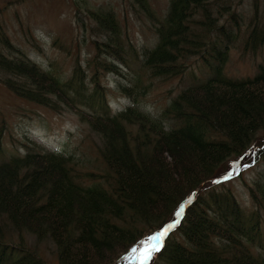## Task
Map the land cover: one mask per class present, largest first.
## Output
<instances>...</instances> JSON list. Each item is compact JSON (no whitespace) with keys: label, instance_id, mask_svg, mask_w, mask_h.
Here are the masks:
<instances>
[{"label":"trees","instance_id":"obj_1","mask_svg":"<svg viewBox=\"0 0 264 264\" xmlns=\"http://www.w3.org/2000/svg\"><path fill=\"white\" fill-rule=\"evenodd\" d=\"M71 2L92 57L84 65L75 57L69 77L61 79L18 52L0 22V83L30 103L74 112L98 138L103 169L34 141L0 162V264H48L22 232L53 242L57 264H116L173 222L187 202L154 251V264H264L251 250L262 235L264 180L249 187L251 213L224 183L212 181L231 171L229 161L264 160V64L246 79L224 75L240 27L229 0H169L162 19L147 0H131L156 36L152 49L140 50L151 77L182 76L192 57L207 69L204 80L194 79L157 118L134 106L107 113L101 79L124 63L121 27L112 10ZM248 28L244 49L255 52L264 46V23L256 19Z\"/></svg>","mask_w":264,"mask_h":264},{"label":"rangeland","instance_id":"obj_2","mask_svg":"<svg viewBox=\"0 0 264 264\" xmlns=\"http://www.w3.org/2000/svg\"><path fill=\"white\" fill-rule=\"evenodd\" d=\"M71 1L21 0L19 4H16L17 2L6 4L5 0H0V22L17 47V51H22L44 69H54L60 78L68 76L75 57L85 64L93 55V48L89 42L78 36ZM83 1L93 8L112 10L125 40L124 63L117 62L120 65V73L107 74L101 79L107 89L105 96L114 110L137 106L152 116H158L180 88L206 77L202 74L206 72V68L204 69L196 58L191 59L192 66L181 77L164 79L151 77L142 66L140 50L155 46L156 36L151 23L140 12L138 6L131 0ZM225 1L227 2L223 0ZM147 3L157 19H162L166 13L168 0H147ZM229 3L231 10L239 17L240 27L227 55L225 73L229 77L242 79L252 76L257 65L264 59V46H260L255 53L249 49L243 50V41L249 33L250 21L255 22L257 19L259 25L264 23V0H256V11L252 0H229ZM226 17L227 15H223L218 24H223ZM77 37L79 39H76ZM136 85L146 86V89L139 90ZM122 87L131 89L132 92L128 95ZM112 101H116L117 104H113ZM29 140L48 151L72 154L83 166L92 167L91 170L103 169L95 148V144L99 143L98 138L89 131L86 124L80 122L74 112L68 110L61 113L52 112L16 98L0 84V161L19 154L22 149L24 152L22 143ZM240 161V159L229 161L231 171L219 180H223L220 182L232 191L240 208L246 213H251L254 209L250 201L249 187H252L255 180H264V161L258 162L254 159L245 165ZM258 215L263 249L255 247L254 250L264 255V210H259ZM11 234L14 238L18 236L15 232ZM21 235L29 244L36 247L38 254L48 264H57L53 242L49 240L37 242L34 236L27 232H22ZM142 247L143 245L139 249ZM128 254L124 256L126 258L124 264H139L136 258L140 255L139 251L136 253L131 251ZM151 255L147 264H154Z\"/></svg>","mask_w":264,"mask_h":264},{"label":"snow or ice","instance_id":"obj_3","mask_svg":"<svg viewBox=\"0 0 264 264\" xmlns=\"http://www.w3.org/2000/svg\"><path fill=\"white\" fill-rule=\"evenodd\" d=\"M179 215V212L176 213ZM172 225H164L161 230L151 233L146 240L142 242L143 247L141 249H133L132 252H140V255L137 258L139 264H147V260L150 257L151 253L157 249L161 238L166 235V229L170 228Z\"/></svg>","mask_w":264,"mask_h":264}]
</instances>
